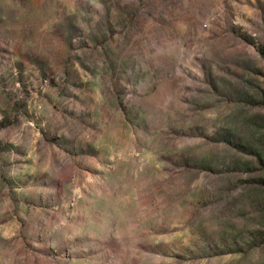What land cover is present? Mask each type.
I'll use <instances>...</instances> for the list:
<instances>
[{"label": "rangeland", "instance_id": "rangeland-1", "mask_svg": "<svg viewBox=\"0 0 264 264\" xmlns=\"http://www.w3.org/2000/svg\"><path fill=\"white\" fill-rule=\"evenodd\" d=\"M0 264H264V0H0Z\"/></svg>", "mask_w": 264, "mask_h": 264}]
</instances>
